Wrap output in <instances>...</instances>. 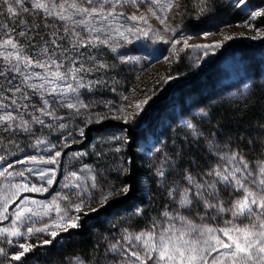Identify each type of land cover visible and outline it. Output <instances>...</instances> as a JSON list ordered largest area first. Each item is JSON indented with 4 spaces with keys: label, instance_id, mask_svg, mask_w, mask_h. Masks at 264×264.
Returning <instances> with one entry per match:
<instances>
[{
    "label": "trees",
    "instance_id": "1",
    "mask_svg": "<svg viewBox=\"0 0 264 264\" xmlns=\"http://www.w3.org/2000/svg\"><path fill=\"white\" fill-rule=\"evenodd\" d=\"M251 1L259 7L264 6V0ZM41 2L51 6V0ZM181 2L185 15L182 30L192 35L216 32L243 20L238 10H230L222 0ZM115 4L123 8L128 6L129 1L112 0V4L104 5V9ZM12 6L17 8L16 16L8 13L9 5L0 0V42L11 37L18 44L17 50L9 48L7 51L22 49L24 55L36 58L47 47L48 54L39 56L42 61L47 62L50 58L57 63L63 61V67L59 69L61 73L69 68L79 69L81 65L83 70L76 73V79L71 76L65 79L76 89L69 98L47 93L42 95L29 87L42 81L32 79L26 84L24 75L40 73L46 76L57 71L54 66L26 69L21 64L22 73H14L10 71L11 65L0 57V70L4 72V75H0V105L6 106L0 107V115L11 112L16 117L11 122L14 129L22 120L29 122V131L16 129L5 132L3 129L7 125H0V156L4 160L12 154L19 157L30 155L37 147V141L51 146H65L70 142L65 140L68 133L85 132L91 123L111 117L140 77L133 63L119 61L121 56L108 47L88 45L86 48H72L70 45L75 38L64 31L68 22L48 16L42 9H35L33 0H24L23 8H27V12L19 6ZM261 13H264V9ZM263 20L264 14L258 16V21ZM22 31L25 33L23 36L19 35ZM76 31L87 37L80 28ZM52 40H56V45L51 43ZM73 59L74 64L71 63ZM171 71V75L176 77L192 75L189 69L176 71L172 68ZM257 74L255 72L248 80L242 92L221 97L218 89H215V82L207 80L210 76L193 79L188 88L193 93L194 102L203 108L202 115L190 117L192 127L183 128L174 123L173 127L162 128L158 136L161 141L149 145L154 147L151 152L146 151L141 134L134 129H123L120 130L122 134L115 135L112 133L114 126H108L93 133L92 139L82 150L69 152L66 156L81 169L90 170V184L78 198V201L84 198L94 201L86 206L90 212L81 214L78 227L52 239L46 240L42 234H33L29 250L20 259L8 264H77V261L80 262L78 264H107V260L114 257L111 247L122 243V238L131 240L133 236L148 232L157 236L160 224L169 221L171 216L194 214L200 217V221L208 219V222H212L211 215L219 209L205 208L203 199L211 198L205 196L201 202L198 201L199 198L193 196L196 189L186 177L191 175L196 183H203L205 179L210 182L217 180L215 175L208 174L227 166L228 162L222 157L232 153L238 154L237 159L243 156L250 171L258 169V165L264 162V82ZM48 80L51 82H45L47 89L58 88L55 80ZM17 87L21 91H16ZM60 87L58 89H62ZM25 96L28 98L25 99ZM165 98L166 90L158 93L152 104H158ZM44 99L49 101L48 111L53 113L52 116L37 111L44 107ZM69 103L75 107L69 108ZM158 107V114L167 115L165 105ZM34 116L44 123L33 121ZM161 169L163 176L159 174ZM125 187L128 188L126 193L122 191ZM186 188L190 189L189 198L194 205L183 206L180 203V194ZM176 189L179 191H174ZM217 190L218 200L223 206L230 205L236 196L234 188L222 183L217 184ZM170 191L173 192L171 196ZM165 212L169 214L167 217L164 216ZM45 241H49L47 246H44ZM12 247L0 244V249H3L1 262Z\"/></svg>",
    "mask_w": 264,
    "mask_h": 264
},
{
    "label": "rangeland",
    "instance_id": "2",
    "mask_svg": "<svg viewBox=\"0 0 264 264\" xmlns=\"http://www.w3.org/2000/svg\"><path fill=\"white\" fill-rule=\"evenodd\" d=\"M127 1H129L127 7L121 8L115 4L113 15L108 16V20L103 22L106 25L104 33H93V35H100L101 39L110 37L108 44L97 42L96 46L108 47L113 53L121 56L118 58L119 61L133 63L138 69L139 81L120 101L119 109L115 110L116 112L114 111L111 117L99 119L97 122L88 125L83 135H80L79 131V135L74 132L68 133L65 140L70 142L65 146L56 145V148L52 149L49 144L38 143L34 152L28 156L19 157L18 154H12L6 160H4L5 158L0 160V171L7 168V171L12 173V175L5 173L4 176H0V230L17 228L21 233V235L13 237L0 231V244L13 246L6 258L2 262L0 261L2 264L17 261L13 257L25 252L21 245L30 246V239L33 234H42L46 240L47 238L52 239L73 229L68 226L67 217L78 216L80 218L82 213L90 212L86 206L94 201H87V198L82 199L81 211H75V205L82 201H78V198L80 199L81 194L85 193L87 185L90 184V170L81 169L77 164L72 163L71 158L66 157L69 152L80 151L84 147L64 153L67 148L83 146L92 139L93 133L99 132L88 133L90 128L102 130L105 127L114 126L115 131L112 133L115 135L122 134V131L127 128L134 129L141 134L144 148H147L146 151L151 152L154 147L151 148L149 145L152 142L159 143L161 141L158 136L162 128L173 127L175 124L184 128L191 125L190 117L202 115L203 108L197 106L193 100V93H190L188 88L193 79L210 76L207 80L215 82V89H218L220 97L242 92L255 72L258 73L257 77L261 79L260 81L264 82V20L258 21V16L255 18L252 16L255 12H261L264 6L259 7L251 0H245L244 4H238L236 0H222L230 10H238L243 20L240 23L222 27L216 32L210 31L192 35L182 30L185 15L181 0H135V3L132 0ZM105 10V14H107L112 10V7H107ZM132 16H136L138 19H130ZM141 16L144 17V20L139 19ZM101 23L97 21L96 26L100 27ZM116 29L123 33V37L115 31ZM172 29L176 30L175 33ZM84 35L88 34L84 32ZM229 36L232 38L225 39ZM185 38H187L188 44L192 46L219 43L220 47L207 49L184 47L183 39ZM177 39H180L181 43L173 46V41ZM176 67L180 70L189 69L192 75L188 77L171 75L172 68L178 70ZM255 68L257 71H254ZM46 76L47 79H52L50 73ZM55 81L59 86L61 85L60 88L66 93L63 98H69L73 95L74 92L67 89L70 81ZM61 82L65 85L62 86ZM164 90H166V98L158 104H152L157 94ZM143 101H147V103H142ZM137 104H140L141 107L137 108ZM161 104L165 105L167 115L158 114L157 108ZM169 120L172 126L169 125ZM55 151H60L61 156L57 158L58 162L54 165L28 162L29 158L33 156L36 157L37 161L50 159ZM224 168L230 169L231 165L228 164L220 171H223ZM52 170H54V174ZM41 171H48L49 176L53 177L54 182L51 185L45 183L49 177L41 179ZM20 172H23L24 175H17ZM251 173L252 176L249 177V180L258 178V169L251 170ZM59 174L60 177L58 178ZM209 182V179H205L201 184L207 185ZM25 183L29 187L32 185L38 188L43 186L47 190L20 192L13 196L12 193L16 191L15 186H22ZM55 183L53 192L45 197ZM248 186L253 190L258 188L257 185L253 184ZM241 195V192L236 191L235 198L230 205L224 206V211L214 210L211 215L212 222H208V219L200 221V217L194 214L171 216L169 221H165L160 224V228L158 227L157 242L161 235L175 239L180 232L190 231V227H195L196 231L185 236V239L199 238L201 241L199 247H206L203 241L213 234L227 241V237L219 231L220 229L231 228L233 225L243 228L253 221V217H234L229 210L234 201L241 198ZM193 196L195 195L193 194ZM5 197H8L6 210ZM198 198V201L201 202L202 198ZM13 205L14 207H12ZM27 209H31V212H26L23 217L17 220V213ZM253 212L254 215H260L255 207H253ZM62 216L65 217L64 221L61 220ZM178 217H184L189 223L180 220ZM261 219H264V216H261ZM61 223H63V227H58L57 225ZM218 224L221 226L216 227ZM64 227H67L68 230L64 231ZM28 228L41 229V231L28 233ZM204 228H212L217 231L199 236V232ZM166 229H170V231L165 232ZM52 232L57 234L53 236ZM134 237L131 240L128 237L122 238V243L119 244L118 242L114 245L115 248L111 247L113 250L111 253L114 257L107 260V264H157V253H152V258L149 259L145 246L142 242L136 241ZM47 245L48 243L44 244V246ZM220 251L228 250L221 249ZM132 253L138 254L141 259L137 260ZM217 255H219L217 252H212L211 255L205 252L209 264ZM76 263L80 262L77 261Z\"/></svg>",
    "mask_w": 264,
    "mask_h": 264
},
{
    "label": "snow or ice",
    "instance_id": "3",
    "mask_svg": "<svg viewBox=\"0 0 264 264\" xmlns=\"http://www.w3.org/2000/svg\"><path fill=\"white\" fill-rule=\"evenodd\" d=\"M119 2V0H117ZM127 2V0H124ZM135 3V0H132ZM5 4H8L9 7L7 8L8 13L16 16L17 8L13 7L12 5L19 6L22 11L27 12V8H23L24 0H4ZM238 4H244L245 0H236ZM112 4V0H51V6L48 3L41 2V0H33V7L35 9H42L48 16H55L61 21H66L68 24L65 25L64 31L65 34L75 38V42L71 43V47L77 49L78 47H88V45L96 46L97 42L99 44H108V40L110 37H106L105 39H101L100 35H93V33H104L106 25L103 22L108 20V16L113 15L115 11V5H112V10L105 14L104 5ZM83 5H92V7H85ZM264 13L255 12L252 14L253 18L256 16H260ZM75 17H80L79 19H75ZM132 20H137L138 17L132 16L130 17ZM139 19L144 20V17L141 16ZM102 22L100 27L96 26V22ZM146 22V21H145ZM163 23V21H161ZM71 25L70 27L68 25ZM77 28H80L82 32H86L88 35L84 37L81 35V32L76 31ZM121 37H123V33L119 32L116 29ZM173 33H175V29H172ZM19 35L23 36L25 33L22 31ZM232 37H225V39H231ZM63 39V37H61ZM47 43V42H45ZM52 44L56 45V40L51 41ZM181 43L180 39L173 41V46L176 44ZM184 47H196V48H219L220 44L217 43L215 45H189L187 38L183 39ZM60 47V45H57ZM17 50L18 44L14 41L13 38L9 37L4 39L0 42V57H2L5 61L8 62L10 67V71L14 73H22V69L20 67L21 64L24 65V68H50L55 67L57 69L56 72L50 73L52 79L54 80H65L69 76L72 79H76V73L78 71L83 70V66L79 69L76 68H69L65 72L61 73L59 71L60 68L63 67V61L57 63L55 59H49L47 62L42 61L39 56L41 54L47 55L49 50L47 47L42 49L41 54H37L36 58L28 55L23 54V50L20 49L18 51L10 52L7 51L8 49ZM115 50V49H113ZM67 51V49H65ZM67 59V57H65ZM15 61V62H13ZM71 63H75V59ZM103 67V65H101ZM0 75H4V72L0 70ZM32 79H39L42 82L39 84H30L29 87L32 91H40L41 94L47 93L50 96H64L66 95L63 89H58L57 87H52L51 90L45 87V82H51L47 79V76H43L40 73H30L24 75V82L27 84L29 80ZM11 83V81H9ZM82 87L83 85H79ZM67 89L70 92H75L76 89L72 87L71 84L67 85ZM16 91H21L19 87L15 89ZM28 97L25 96V99ZM15 101H13V104ZM142 103H147V101H143ZM44 107L37 109L43 115L52 116L53 113L48 111L49 101L44 99L43 100ZM69 108L75 107L73 104L67 105ZM0 107H6L4 105H0ZM137 108H140L141 105L137 104ZM33 121L36 123L43 124V120H40L38 117H32ZM16 117L11 113L7 112L3 115H0V125H7L4 127V131L7 132L9 130H16L20 129L22 131H29L27 120H22L20 124L13 128L11 122L15 121ZM63 126V125H61ZM192 127L191 125H188ZM80 135H83V131L81 130ZM37 143H43V141H37ZM52 149L56 148V145L51 146ZM237 153H232L230 156L225 155L222 159L226 160L231 168H224L223 171L220 170H213L212 173L208 175H215L217 180L209 182L207 185L196 183L194 177L188 175L186 179L189 181L190 184L194 186L196 189L194 195L196 197L203 198L205 196L211 199H203V203L205 208L208 209H219V211H224L223 204L218 200L219 192L217 190V184L222 183L228 187L234 188L237 192H241V198H238L234 201L232 208L229 209L232 212L234 217L239 216H246V217H253V221L250 225L245 226L243 228L233 225L231 228H224L220 229L219 231L223 233L225 237H227V241L221 239L220 236L217 235H210L208 239L203 241V244L206 247H199L201 241L199 238L189 240L185 239V236L191 235V232L196 231L195 227H190V231L188 232H180L179 235L173 239L170 236L161 235L158 238L155 236L154 233H140L136 235L134 238L136 241L142 242V244L146 248V252L148 258H152V253H157V264H209L208 259L205 256V252L208 255H211L212 252H217L219 255L213 257L211 264H264V219H261V216H264V162L258 165V178H252L249 180V177L252 176L251 171L249 170V164L244 160L243 156H240L237 159ZM61 156L60 151H55L54 155L47 160H39L37 161L36 157H30L28 162L31 163H45V164H56L57 158ZM4 157L0 156V160H3ZM11 167V165H9ZM31 171V169H29ZM54 174V170H52ZM5 173L8 175H12L7 171V168L4 171H0V176H4ZM247 173V175H245ZM161 176L164 175V171L161 169L160 173ZM17 175L23 176L24 173L20 172ZM75 175V173H73ZM41 179L44 177H49L45 183L51 185L54 182L53 177L49 176L48 171H41L40 172ZM253 184L257 185V190H253L248 185ZM16 191L12 193L13 196L18 195L20 192H40L46 191L47 189L43 186L36 187L32 185L29 187L28 184L16 185ZM123 192H127L128 188L125 187L122 189ZM174 191H179L178 189ZM189 191L190 189L186 188L180 194V203L183 206L190 205L192 200L189 198ZM111 195V194H109ZM169 195H173V192L170 191ZM107 199V197H105ZM212 200H216L215 203ZM8 197L4 198L5 210L7 207ZM83 201L81 203L75 205V211L80 212L82 207ZM253 207H255L259 212L260 215H254ZM95 211V209H93ZM26 212H31V209L21 210L17 213V220L25 215ZM167 212L164 213V216H168ZM180 220L186 221L184 217H178ZM68 226L72 228L78 227L77 221L79 217H67ZM61 220L64 221L65 217H61ZM231 223V221H229ZM58 227H63V223L57 225ZM67 227H64V231H67ZM3 233H7L13 237L21 235L19 229L13 228L3 229L0 230ZM28 233H32L33 231H41V229H33L28 228ZM170 231V229H166L165 232ZM217 230L212 228H204L202 231L199 232V236H204L205 233H215ZM233 233H236L235 235ZM53 236L57 233L52 232ZM45 243H49V241H45ZM24 251H28L30 246L21 245ZM115 248V246H113ZM221 249H226L228 251L221 252ZM3 252V249H0V253ZM23 253L16 255L13 259H20V256ZM136 256L137 260H140L141 257L136 254L132 253Z\"/></svg>",
    "mask_w": 264,
    "mask_h": 264
},
{
    "label": "water",
    "instance_id": "4",
    "mask_svg": "<svg viewBox=\"0 0 264 264\" xmlns=\"http://www.w3.org/2000/svg\"><path fill=\"white\" fill-rule=\"evenodd\" d=\"M101 129H99V128H90L89 130H88V133L89 132H94V131H100ZM85 146V144L83 145V146H81V147H70V148H67L66 150H65V152L64 153H68L69 151H74V150H79V149H81L82 147H84ZM63 157V156H62ZM60 177V174L58 175V178ZM58 181V180H57ZM57 183V182H56ZM56 183H55V185L53 186V188H51V190L46 194V196L45 197H47V196H49L52 192H53V190H54V188H55V186H56ZM19 201V200H18ZM17 203V202H16ZM15 203V204H16ZM14 204V205H15ZM14 205L12 206V207H14Z\"/></svg>",
    "mask_w": 264,
    "mask_h": 264
}]
</instances>
